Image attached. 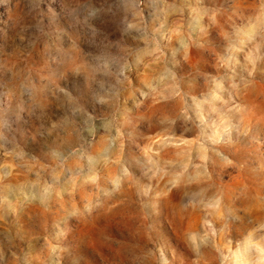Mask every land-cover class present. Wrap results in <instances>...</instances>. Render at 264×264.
I'll return each instance as SVG.
<instances>
[{
	"label": "rangeland",
	"instance_id": "374dc122",
	"mask_svg": "<svg viewBox=\"0 0 264 264\" xmlns=\"http://www.w3.org/2000/svg\"><path fill=\"white\" fill-rule=\"evenodd\" d=\"M0 233V264H264V0H0Z\"/></svg>",
	"mask_w": 264,
	"mask_h": 264
},
{
	"label": "clouds",
	"instance_id": "9594fccd",
	"mask_svg": "<svg viewBox=\"0 0 264 264\" xmlns=\"http://www.w3.org/2000/svg\"><path fill=\"white\" fill-rule=\"evenodd\" d=\"M0 237H2V239H0V250L7 249V255L10 256L11 253L13 252V248L11 247V245L9 244L7 238L3 233H0ZM234 239H241V243H242V238L239 235L234 236Z\"/></svg>",
	"mask_w": 264,
	"mask_h": 264
}]
</instances>
